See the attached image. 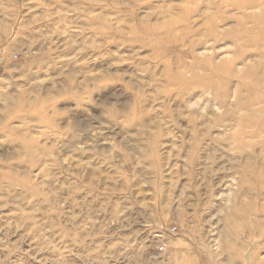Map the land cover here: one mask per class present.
Here are the masks:
<instances>
[{
  "label": "rangeland",
  "instance_id": "374dc122",
  "mask_svg": "<svg viewBox=\"0 0 264 264\" xmlns=\"http://www.w3.org/2000/svg\"><path fill=\"white\" fill-rule=\"evenodd\" d=\"M0 264H264V0H0Z\"/></svg>",
  "mask_w": 264,
  "mask_h": 264
}]
</instances>
